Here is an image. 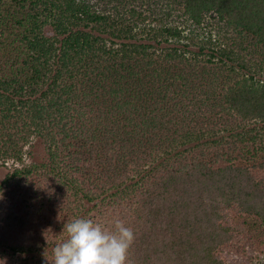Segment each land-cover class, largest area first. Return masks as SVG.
Listing matches in <instances>:
<instances>
[{
	"label": "trees",
	"instance_id": "obj_1",
	"mask_svg": "<svg viewBox=\"0 0 264 264\" xmlns=\"http://www.w3.org/2000/svg\"><path fill=\"white\" fill-rule=\"evenodd\" d=\"M34 137L0 264L52 259L73 199L134 230L127 264H253L231 222L264 228V0H0V162Z\"/></svg>",
	"mask_w": 264,
	"mask_h": 264
},
{
	"label": "clouds",
	"instance_id": "obj_2",
	"mask_svg": "<svg viewBox=\"0 0 264 264\" xmlns=\"http://www.w3.org/2000/svg\"><path fill=\"white\" fill-rule=\"evenodd\" d=\"M66 238L46 255L44 264H127L135 240L134 230L116 219L112 229L88 218H76L63 226Z\"/></svg>",
	"mask_w": 264,
	"mask_h": 264
},
{
	"label": "rangeland",
	"instance_id": "obj_3",
	"mask_svg": "<svg viewBox=\"0 0 264 264\" xmlns=\"http://www.w3.org/2000/svg\"><path fill=\"white\" fill-rule=\"evenodd\" d=\"M49 30H51V29L49 28ZM180 149H182V148H180ZM24 150H25V155H24V160L22 162L17 161L15 159H8V160H6L5 163L0 162V183L3 181V179L5 178V176L8 173L13 172L15 169L24 168L25 166H30L33 164L39 165L42 162H44L47 158L46 144L44 143V141H42L41 139H39L37 137H34L32 139V141L25 146ZM49 181H53V180L49 179ZM74 200L75 199H73V201H72V206L80 205V208L78 210L75 208H72L70 211H67V213L69 215L71 214V219H76V218H81V217L88 218L89 215L94 213V208L92 207V204H87L85 207H83L84 201L79 202L77 200H75V201ZM231 223H232L231 225H235L237 227L240 226V227L244 228L245 230H248L250 227L255 228L254 232L252 231L253 232V240H257L259 238H262L264 241V236L261 235V233H258V232H264L263 224H261V221L258 218H256L255 216H251L247 220H239L238 218H236V219H233V221ZM3 224L4 223L2 221H0V228ZM256 229H258L259 231H255ZM66 236H67V233L64 232L61 235V238H66ZM61 238H60V241L62 240ZM260 246L264 247V245H260ZM249 248H251V247H249ZM53 249H54V247H51L49 250H53ZM252 249H255V251L257 253H261V251H259L258 242L254 243V245L252 246ZM220 254H221V251H220ZM261 254H262L261 258L255 259L253 264H258V263L261 264L262 263L261 261L264 260V253H261ZM30 256H32V255H30ZM9 259L13 264H21L22 263V256L19 254H15L13 252H9Z\"/></svg>",
	"mask_w": 264,
	"mask_h": 264
}]
</instances>
